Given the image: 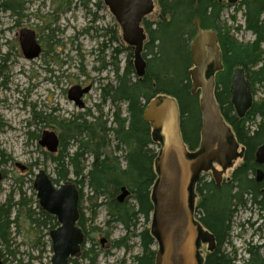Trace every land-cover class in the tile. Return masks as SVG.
Returning <instances> with one entry per match:
<instances>
[{
    "label": "trees",
    "instance_id": "trees-1",
    "mask_svg": "<svg viewBox=\"0 0 264 264\" xmlns=\"http://www.w3.org/2000/svg\"><path fill=\"white\" fill-rule=\"evenodd\" d=\"M195 1L158 0L161 11L160 20L156 22L148 21L147 18L143 20L148 35L143 52L147 60V70L143 77L136 75L134 62L133 64L130 61L127 62L123 73H120L119 66L116 65V84L104 87L102 102L97 105V109L101 112L102 104L108 101L121 102L127 105V115L117 108L113 114L115 127H108V121L103 119V115L94 116L95 121L91 120L89 125H87L88 120L82 118L84 115L81 118L79 116L68 119L63 127L66 134L65 132L61 134L63 150L60 155L54 156L55 153L47 151V158H51L56 165L58 176L53 178L54 183L73 180L70 177L72 174L75 176L74 181L81 185L80 190L83 191L82 187L85 185L90 188L93 195L89 199L91 220L96 216L101 205L98 199L101 196L110 198L108 203L110 218L106 222L122 224L126 230V235L116 240L118 246L130 248L129 239L143 238L142 246L145 252L141 256L134 257L135 264H154L156 249H152L151 245H157L151 232V224L141 232V226L143 227L144 224L141 218H145L148 225L151 223L150 216L154 208L152 188L158 177L155 168L158 148L151 146L160 145L159 141L154 139L151 124L143 118L146 106L159 94L176 98L181 112L184 142L190 149H196L201 139L199 93L192 94V80L189 73L193 65L189 48L195 35L193 27L195 16L199 17L204 28H214L219 32L224 70L217 75L215 96L223 116L233 127L239 142L245 147L244 161L234 170L228 182L219 186L213 179L209 181L206 177L200 176L194 186L196 195L200 197L197 206L200 212L199 220L214 234L217 245L213 251L206 253L203 264H236V249L232 246L231 250L227 251L225 247V244L231 242L230 221L233 214L231 208L234 205L246 206L249 201L246 195H252L256 203L261 195L264 197V179L261 182L256 181L257 169L264 170V165L256 163L255 155L259 146L264 144V98L261 101L255 100L245 117L241 119L234 113L230 91L231 76L234 68L239 66L245 69L246 77L253 89L258 83H264V0H240L244 8V30L252 31L256 36L255 41L249 43L231 38L230 28L220 25L224 3L218 0H199V7L196 9ZM87 3L88 1L84 2V6L88 5ZM99 5L102 4L99 3ZM8 10H12L10 11L12 14L23 16L24 0H0V12ZM240 27L237 26L236 29L239 31ZM112 33L110 40L114 42L118 40L117 31ZM114 50L113 61L118 58L121 51L118 47ZM9 57V55L5 56L0 62L2 78L0 86L7 88ZM33 119L45 121L48 117L34 112ZM248 121L256 122L253 131L247 128ZM99 122H101L100 127L97 125ZM4 127L3 120L0 119V133ZM111 131L117 145L125 146L123 159L126 164L124 166L120 156L106 151L111 141L109 137ZM72 142L76 147L71 154L68 146ZM88 155L93 157L91 166L86 163ZM9 159H11L10 156ZM39 163L38 161L32 163L29 171L20 170L22 175L18 179L20 187L17 192L19 198L15 200L13 195L15 190L8 195L6 202L0 204V245L3 246L0 247V256L4 264H7L10 254H13L16 248H21V244L15 245L13 242L15 238L12 236V227H21V220L28 219L33 230L35 229L34 245L39 252L46 251L50 247L49 240H43L46 235L49 236V233H43V229L55 228L59 225L57 218L40 205L42 210L37 211L33 208L32 197L27 196L23 191L25 178L33 174L34 167L40 166ZM123 187L131 191L130 199L134 200V205L118 203L117 197ZM81 196L82 204V192ZM37 203L39 204L38 199ZM79 223L87 230V218L83 212ZM139 224H141L140 227H138ZM90 227L91 231H94V228ZM247 250L252 259L244 261V264H264V258L259 255L261 252L257 245H250ZM21 253L23 255V252ZM16 255L14 254L12 264H34L35 260L39 259L33 254H29L27 258Z\"/></svg>",
    "mask_w": 264,
    "mask_h": 264
},
{
    "label": "rangeland",
    "instance_id": "rangeland-1",
    "mask_svg": "<svg viewBox=\"0 0 264 264\" xmlns=\"http://www.w3.org/2000/svg\"><path fill=\"white\" fill-rule=\"evenodd\" d=\"M63 1L66 4H63ZM87 1L88 5L84 6V2ZM43 2H45L44 6ZM95 2L101 3V7L97 8ZM155 2L156 5L153 13L147 16L148 21L151 22H156L161 18L158 0H155ZM224 4L225 6L221 12L220 20L223 24L222 27L226 28L225 26H227L230 28L229 36L244 43H249L254 40V34L244 30V8L241 2L239 1L234 5L226 2ZM56 5L61 8L59 10L60 18L57 21V26L60 28L59 38L61 43L52 49H54V55L59 54V65L58 63L51 62L48 66L45 60L38 58L33 60L26 59L21 51L18 36H16L25 27L32 28L40 34L42 32L47 34L48 29H46V25L49 24V21L46 19L43 21L24 19L23 22L16 25L14 20L18 18V14H11L10 12L4 11L0 12V62L3 61L5 56H10L7 63V76L9 77L7 83L8 88L0 87V119L3 120V124L5 125L3 131L0 133V161L2 162L0 169L4 176L0 183V204L6 202L8 195L15 190L13 194L14 198L15 200L19 198L17 192L20 187V181L18 179L22 173L16 163L26 164L30 167L32 163L34 164L38 161L40 162V166L34 167L33 174H29L25 178V184L23 186V191L26 192L27 196L32 197L34 201L33 208L37 211L41 208L37 203L38 198L33 188L32 179H35L36 174L41 169H45L52 179L58 176L55 163L51 158H47L48 152L38 142L43 131L52 130L59 134L60 126L57 122H60L62 130L65 132L63 127L68 119L79 116L81 118L83 115L82 118L88 120L87 125L90 124L91 120L95 121L94 116L99 117V115H103V119L108 121L107 126L115 127L113 124V114L119 107L122 113L127 115L126 104L121 102L111 103L108 101L102 105L101 112L98 111L96 105L101 103L104 87H108L110 84H116V65L119 66L120 72H122L127 62L130 61L133 64L134 60V50L122 39L120 26L105 6L104 0H73L70 11H66V13L63 12V7L67 5L66 0H57ZM25 7L28 8V13L34 12L36 14L39 12L46 16L52 9V1L35 0V4L31 2L25 4ZM96 12L99 17L97 20L94 17V13ZM93 19L96 20L95 23H92ZM93 26L98 27L97 32L95 29L89 30ZM237 26H241V30L238 31L236 29ZM112 31H117L116 36L118 40L114 42L110 40V37L113 35ZM103 42L107 43L108 47L101 50ZM116 47L120 48L121 51L118 54V58L113 61L112 52L115 51L114 48ZM48 67L53 69V73L47 71ZM1 82L2 78L0 77ZM76 84H91L93 86L91 92L84 97V108L78 107L68 99V90ZM254 90L255 100L261 101L264 98V83H258ZM34 112L40 113L45 117L47 116V121L34 120ZM97 125L100 127L101 122ZM111 132L109 147L110 152H114L117 142L115 141L113 131ZM159 146V144H153L151 147L159 149ZM75 147L73 142L71 145L69 144L68 150L71 154L75 151ZM121 148L122 150L117 149L115 152L121 157L120 161L123 163L122 156L125 151L123 149L125 146ZM1 154L4 155L1 156ZM9 156L11 159H9ZM54 156H58V153H55ZM89 160L91 159L89 158ZM86 163L88 164V160ZM241 164L242 160H236L234 167L229 168L223 173L224 180L229 178ZM70 177L74 178L72 174ZM60 183H57V185ZM82 189L85 198L81 206L84 216L87 218V226L103 224L109 218L107 207L104 205V198L98 199L101 206L98 208L96 216L91 220L89 199L93 195L87 185L83 186ZM196 196V217L198 218L200 212L197 211V206L200 198L198 195ZM130 203L131 206L135 204L134 200H131ZM246 205L250 206V202L248 201ZM243 209L240 208V212L234 219V221L239 223H232L231 236H234L233 239L230 237L231 242L225 244L227 251H230L232 246L237 249V257L238 253L243 252L250 245H258L264 241L263 222L261 231L255 230L253 226L250 227L247 224H244V226L240 225V222L250 216L249 211ZM12 218H14V215H12ZM52 228H44L43 233L48 234ZM34 230L28 219L21 220V227H12V236L15 238L13 242L15 245L16 243L21 244V248L17 249L13 247L16 248L15 252L10 254V260L7 264H12L11 262L15 258L14 254L22 258H27L29 254H33L39 257L38 260H35L34 264H50L53 253L50 251V247L42 252L35 249ZM241 230H243L244 237L238 239L236 238V233ZM123 233L124 229L121 224L116 223L112 238L122 236ZM43 240H50V238L46 235ZM134 241L137 244L135 238ZM0 247L2 248L3 246L0 245ZM201 249V254L205 257L208 252L207 246L202 245ZM21 252H23V255ZM132 253H135V251L133 250ZM261 253L264 255V249H262ZM124 256L129 261L131 256L123 250L117 251L116 257L109 258L102 256L98 261L99 264H117L119 259ZM129 263L127 262V264Z\"/></svg>",
    "mask_w": 264,
    "mask_h": 264
},
{
    "label": "water",
    "instance_id": "water-1",
    "mask_svg": "<svg viewBox=\"0 0 264 264\" xmlns=\"http://www.w3.org/2000/svg\"><path fill=\"white\" fill-rule=\"evenodd\" d=\"M226 1L235 4L239 0ZM105 4L115 16L123 40L134 48L137 75L144 76L147 62L143 50L147 34L142 22L154 11L155 0H105ZM194 26L198 34L190 47L193 65L189 73L192 92L195 94L200 91L199 106L203 113L199 151L189 153L186 148L176 98L159 94L149 102L143 114L144 120L152 125L154 139L160 143L155 165L158 177L152 188V235L159 245L156 264H203L201 244L208 243L209 251L215 249L214 234L194 217V186L200 174L209 171H212L214 180L220 184L223 173L233 166L237 158H243L245 152V147L225 122L214 93L216 73L224 69L218 34L204 30L198 16L194 18ZM19 41L25 58L39 57L41 46L35 31L22 29ZM90 90V86L83 88L81 85H74L69 89L68 98L83 108L85 103L82 97ZM230 91L231 101L239 117H245L253 106L254 95L243 67L234 70ZM40 144L56 151L59 145L57 134L45 130ZM241 145L243 148L239 152ZM255 155L258 165H264V144L259 146ZM214 164H218L221 170L212 168ZM256 179L259 182L264 179L262 168L257 169ZM34 188L41 207L56 216L60 222V226L50 232L54 251L52 264H68L69 257L79 251V245L83 241V234L76 226L79 219L77 186L72 181L57 186L49 175L41 171L34 181ZM128 194L129 190L123 187L118 200L123 201ZM0 264H3L1 258Z\"/></svg>",
    "mask_w": 264,
    "mask_h": 264
},
{
    "label": "flooded vegetation",
    "instance_id": "flooded-vegetation-1",
    "mask_svg": "<svg viewBox=\"0 0 264 264\" xmlns=\"http://www.w3.org/2000/svg\"><path fill=\"white\" fill-rule=\"evenodd\" d=\"M52 1V9L48 12L49 14L48 15H44V14H41L39 12H37L36 14L34 12L32 13H28V8L25 7V4H29V3H33L35 4V0H32V1H27V0H24V15L23 16H20L18 15V18L14 20V23L16 25H19L21 22H23L24 19H36V21H43L44 19H46L47 21H49V24L46 25V29H48V32L47 34H44L42 32V34L36 32V30L32 29V28H28V27H25V29H29V30H33L36 32V37H37V41L38 43L40 44L41 46V53H40V56L38 57V59H43L47 62V65L49 66V64L51 62H54V63H58L59 65V54H55L54 55V49H52L54 46L56 45H60L61 41H60V38H59V32H60V28L57 26V21L59 20V16H60V7L58 5H56L57 3V0H51ZM46 2V1H45ZM45 2H43V6L45 4ZM67 2V5H65V7H63V12L66 13V11H70V6H72L73 4V0H66ZM197 1H195V4H196ZM220 2V1H219ZM63 4H66L64 1L62 2ZM95 5L97 6V8H100L101 5H99V3L95 2ZM58 7V8H57ZM198 7H199V0H198ZM49 9V8H48ZM39 10L41 11V8L39 7ZM12 10H8V11H5V12H10ZM12 14V12H10ZM94 17L95 19L97 20L99 17L97 15V12L94 13ZM195 18V17H194ZM96 20H92L93 22L92 23H95ZM201 22V20H200ZM193 25H194V21H193ZM221 26L223 25L222 22L220 24ZM194 29H195V35L193 36L192 40L194 39V37L197 35V29L195 26H193ZM201 27L203 29H206V30H214L218 33V37H219V32L218 30L214 29V28H204L202 26V23H201ZM227 27V26H226ZM91 29H95L96 32L98 31V27H94L93 28H89V30ZM251 33H253L252 31H249ZM58 34V36H57ZM254 34V33H253ZM16 36H18V39H19V34H16ZM255 36V34H254ZM256 39V36L254 38V40H252L251 42H254ZM191 40V41H192ZM53 42V43H51ZM112 42V41H111ZM108 47V44L107 43H102V46H101V50H104L105 48ZM115 49V48H114ZM190 49V48H189ZM222 51V50H221ZM146 59V58H145ZM147 61V60H146ZM224 69H222L221 71H223ZM47 71L49 73H53V69L48 67L47 68ZM124 71V70H123ZM120 72V73H123ZM221 71L217 72L216 73V77H215V80H216V84H217V75L218 73H220ZM234 73V71H233ZM233 76V74H232ZM231 76V78H232ZM215 84V86H216ZM231 84V82H230ZM82 87H85L86 85L84 84H81ZM91 86V84H89ZM252 85V84H251ZM0 87H3V86H0ZM93 86H91L92 88ZM252 92L253 94L254 93V89H253V86H252ZM194 94V93H192ZM216 94V93H215ZM255 99V97H254ZM255 101V100H254ZM73 102V101H72ZM101 102H102V99H101ZM218 102V101H217ZM85 103V102H84ZM106 103V102H105ZM103 103V104H105ZM75 104V103H74ZM102 104V105H103ZM98 105V104H97ZM96 105V107H97ZM220 105V104H219ZM233 105V104H232ZM85 107V106H84ZM83 107V108H84ZM119 108V107H118ZM126 108H127V105H126ZM221 108V106H220ZM233 108H234V113L237 115V112L235 110V107L233 105ZM222 112V110H221ZM223 114V113H222ZM238 116V115H237ZM224 117V116H223ZM239 117V116H238ZM240 118V117H239ZM244 118V117H243ZM242 119V118H241ZM224 120L225 122L232 128L234 134L235 131L233 129V127L227 122L226 118L224 117ZM252 123H255V124H252ZM57 124H59L60 128H59V134L54 131L57 136H58V139H59V145H58V150L56 153H58V156L60 155L61 151L63 150V142H62V137H61V134H63V130H62V127H61V124L60 122H57ZM114 124V122H113ZM115 125V124H114ZM202 126H203V119H202V113H201V130H202ZM246 126L247 128L251 129L252 131L255 129V126H256V122H250L248 121L246 123ZM111 127V126H110ZM66 134V132L64 133ZM112 135V132H109V137H111ZM200 144H201V139H200V142H199V145L196 149H190L189 146L188 149L190 150V152H196L199 148H200ZM110 145H108L106 147V151L110 152ZM122 146H124L123 144H121L120 146L115 145V148H114V152L115 150L117 149H120L122 150ZM243 146L241 145L240 146V149H239V152H241ZM125 150V148H123ZM112 153V152H111ZM115 156H117V153L115 152L114 153ZM119 156V155H118ZM123 157V156H122ZM88 159V165L91 166V163L93 162V157L92 155H88L87 157ZM89 158L91 160H89ZM123 159V158H122ZM237 161L238 160H242V163L244 161V158H237L236 159ZM257 163V162H256ZM123 166L126 164V161L123 159ZM89 167V166H88ZM219 168V170H221V167L218 165V164H214V166H212V168ZM239 167V166H238ZM30 167L28 165H24V167L22 168V171L23 172H26ZM211 172H202V177H206L207 179L208 178H211ZM74 176V175H73ZM72 178V177H71ZM231 176L229 178H226L224 180V178L222 179V182L219 186H221L224 182H228L230 180ZM73 180H75V176L74 178H72ZM54 181V180H53ZM211 181V180H209ZM257 181V179H256ZM76 183V181H74ZM259 182V181H257ZM80 184H77L76 183V186H77V189L79 191V201H78V211H79V219H78V222L76 223V226L80 229V231L82 232L83 234V241H82V244H81V248L80 250L74 255V256H71L69 258V262L68 264H99V258H101L102 256H105V257H116L117 256V251H120V250H123L125 253H128L131 257L129 259V261L125 258V256L121 259H119L118 263L117 264H127V262H130L129 264H135L134 263V257L137 256V255H143L144 254V248L142 246V239L141 237H133L131 239H129L128 241V244L130 246V248L128 247H125V246H118L116 244V240H120L122 237H124L126 235V230L124 229V233L122 236H119L117 238H112V235H113V231H114V228H115V225L116 223L115 222H111L110 224H108L106 221L99 225V224H93L92 227L94 228V231H91V227L90 226H87V230H85L79 223V221L81 220V217H82V212H83V209H82V204H81V192L83 194V191L80 190L81 188V185L79 186ZM264 191V189H263ZM122 192V190H121ZM120 195V194H119ZM118 195V196H119ZM131 191L129 190V194L127 195V197H125V199L123 201H119L118 200V197H117V201L118 203L120 204H123V203H126V205H131V200L133 199H130L131 197ZM104 198L105 200V206L107 207V211L109 213V209H108V206H109V201H110V198H108V196H101L100 198ZM246 198H249V202H250V206H244V205H239V206H236L234 205L231 210H233V214H232V218H231V221H230V227L232 226V223L234 224H238L236 221H234V219L237 217V214L240 212V208H244L243 210L245 211H249L250 215H251V219H248V222L247 224L251 226H253V228H255V230H260L261 231V228L263 227L262 225V222L264 223V202H262L263 200V196L261 195V197L258 198V201L257 203L253 200L252 198V195H246L245 196ZM85 198V195L83 194V200ZM99 198V199H100ZM200 198V197H199ZM89 199V197H88ZM261 201V202H260ZM99 202V201H98ZM235 204V203H234ZM101 206V205H100ZM197 211H199V209L197 208ZM84 214V213H83ZM198 217H200L198 215ZM109 218H110V214H109ZM247 221V219H246ZM141 222L143 224V227L141 226V224L138 225V227L141 226V232L145 229L148 228V226H150V223L149 225L147 226V222L145 220V218H141ZM262 225V226H261ZM121 226L123 227V225L121 224ZM59 227V225L57 226ZM57 227L55 228H52L50 229L53 230V229H56ZM151 228V226H150ZM207 229V228H206ZM209 230V229H207ZM49 231V232H50ZM130 234V233H129ZM239 237L238 238H242L243 237V230H241V232H239ZM128 237V236H126ZM134 238L136 239V243L135 244V241H134ZM216 239V238H215ZM141 240V241H140ZM50 241V240H49ZM51 242V241H50ZM205 246H207V244H203ZM217 246V245H216ZM259 247V250L260 252L262 251V249H264V241H262V243L258 244L257 245ZM151 248L152 249H156V245L155 244H152L151 245ZM240 249V248H239ZM135 251V253H132V251ZM243 250V249H242ZM248 252L249 254V258H246L244 256L245 252ZM236 255H237V249H236ZM246 255V254H245ZM260 256H263L264 258V255L262 253L259 254ZM94 258V260H93ZM252 258H251V255L249 253V251L247 249H244L243 252H240L238 253V257H236V264H244V261H250ZM124 261V262H122ZM243 262V263H242ZM155 264V263H154Z\"/></svg>",
    "mask_w": 264,
    "mask_h": 264
},
{
    "label": "bare ground",
    "instance_id": "bare-ground-1",
    "mask_svg": "<svg viewBox=\"0 0 264 264\" xmlns=\"http://www.w3.org/2000/svg\"><path fill=\"white\" fill-rule=\"evenodd\" d=\"M104 4H105V0H104ZM196 4H197V8H198V2H196ZM196 4H195V8H196ZM105 6L107 7V9H109V7L105 4ZM196 8V9H197ZM109 11H110V9H109ZM111 12V11H110ZM111 14H112V12H111ZM113 15V14H112ZM114 16V15H113ZM114 18H115V16H114ZM115 20H116V18H115ZM117 21V20H116ZM245 27V26H244ZM204 30H206V29H204ZM210 31H214V30H210ZM216 32V31H215ZM217 33V32H216ZM197 34H198V32H197ZM218 34V33H217ZM197 36V35H196ZM196 36L194 37V39L196 38ZM193 41V40H192ZM192 41H191V43H192ZM191 43H190V47H191ZM129 46V45H128ZM133 62H134V60H133ZM147 62V61H146ZM134 66H135V63H134ZM239 67H241V66H239ZM237 67H235L234 68V70L236 69ZM135 71H136V68H135ZM146 74V73H145ZM234 74V73H233ZM136 75H137V72H136ZM138 76V75H137ZM140 77V76H139ZM143 77V76H142ZM215 84H216V80H215ZM215 90H216V86H214V93H215ZM192 91V90H191ZM193 93V92H192ZM253 93V92H252ZM166 95V94H165ZM254 95V94H253ZM169 96V95H168ZM254 97H255V95H254ZM255 100V99H254ZM232 102V101H231ZM219 104V103H218ZM233 104V103H232ZM234 105V104H233ZM220 106V105H219ZM147 107V106H146ZM200 107V106H199ZM235 107V106H234ZM235 110H236V107H235ZM200 111H201V113H202V110H201V108H200ZM220 111H221V108H220ZM236 112H237V110H236ZM221 114H222V112H221ZM237 115H238V113H237ZM222 116H223V114H222ZM239 116V115H238ZM224 118V117H223ZM202 119H203V113H202ZM151 124V123H150ZM151 127H152V125H151ZM203 127V126H202ZM152 130H153V128H152ZM153 132H154V130H153ZM42 136V135H41ZM40 139H41V137H40ZM40 139H39V144H40ZM202 142V141H201ZM186 144V143H185ZM41 145V144H40ZM201 145V144H200ZM42 146V145H41ZM43 147V149H45L46 151H48V152H50V153H56L57 152V150L56 151H52V150H50V149H48L47 147H44V146H42ZM186 148H187V150H188V152L189 153H196V152H198L199 151V149L196 151V152H190V150L188 149V147H187V144H186ZM159 151H160V149H157V152H158V154H157V157H156V160H155V165H156V161H157V158H158V155H159ZM257 162V161H256ZM17 164V167H19L20 168V170H22V168L24 167V165L22 164V163H16ZM258 164V163H257ZM1 170V169H0ZM41 171H44L47 175H49L48 173H47V171L45 170V169H41L37 174H36V176H35V179H33V188H34V181L36 180V178H37V175L41 172ZM23 172V171H22ZM50 176V175H49ZM35 189V188H34ZM36 191V190H35ZM36 194H37V191H36ZM38 202H39V199H38ZM39 205H40V202H39ZM41 206V205H40ZM45 210V209H44ZM246 219H247V221H246ZM246 219H244L242 222H240V225L241 226H244V224H247V222H248V219H251V215L250 216H248V218H246ZM58 223H59V226H60V222L58 221ZM239 223V222H238ZM151 224V232H152V223H150ZM248 225V224H247ZM58 228V227H57ZM241 232V231H240ZM239 232H237L236 233V238H238L239 237ZM215 237V236H214ZM232 237V239H233V237L234 236H231ZM243 237H244V234H243ZM242 237V238H243ZM239 239V238H238ZM216 240V239H215ZM246 241V240H245ZM50 242V241H49ZM82 244V243H81ZM81 244L79 245V250H80V248H81ZM215 248H216V245H215ZM246 249V248H245ZM50 250L52 251V253H53V255H54V251H53V246H52V242H50ZM157 252H158V245H156V257H155V264H156V258H157ZM246 254V255H245ZM245 254H244V256L246 257V258H249V254L248 253H246L245 252ZM53 255H52V257H51V261H50V264H52V258H53ZM72 256H74V255H72ZM71 257V256H70ZM69 257V258H70ZM0 258H1V256H0ZM1 260H2V263L4 264V262H3V259L1 258Z\"/></svg>",
    "mask_w": 264,
    "mask_h": 264
}]
</instances>
